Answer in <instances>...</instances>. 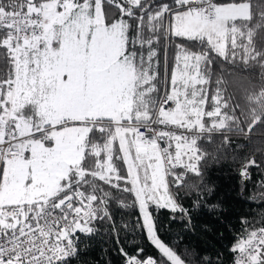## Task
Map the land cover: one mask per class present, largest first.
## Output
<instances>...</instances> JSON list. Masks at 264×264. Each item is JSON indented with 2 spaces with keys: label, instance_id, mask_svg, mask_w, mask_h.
Returning <instances> with one entry per match:
<instances>
[{
  "label": "snow or ice",
  "instance_id": "snow-or-ice-1",
  "mask_svg": "<svg viewBox=\"0 0 264 264\" xmlns=\"http://www.w3.org/2000/svg\"><path fill=\"white\" fill-rule=\"evenodd\" d=\"M257 108L264 0H0V264H82L94 239L103 264H264V212L226 225L227 259L181 251L158 220L190 232L192 209L220 210L206 169ZM232 161L264 204V147Z\"/></svg>",
  "mask_w": 264,
  "mask_h": 264
},
{
  "label": "trees",
  "instance_id": "trees-1",
  "mask_svg": "<svg viewBox=\"0 0 264 264\" xmlns=\"http://www.w3.org/2000/svg\"><path fill=\"white\" fill-rule=\"evenodd\" d=\"M234 70L231 66H221L215 69L218 75H222V79L227 81L224 85L226 88V95L234 93L236 89L232 85ZM251 75L257 87L260 85L259 78L255 73H247ZM215 79V77H214ZM252 91V89H250ZM241 104L244 101L241 99ZM255 106V105H254ZM264 114V110L257 108V115ZM251 122V118L248 119ZM232 135L231 145L225 149L220 163L212 164L206 169V182L213 191L207 195L206 201L209 204L219 203L220 210L211 212L204 204L199 209H192L194 229L190 232H183L182 225L178 222H171L169 219L170 214L166 210H158V220L163 226L162 234L166 239L174 241L178 236H183L180 250L182 251L185 246L189 249H195L200 255H212L223 252L225 259H227V247L232 242V233L228 230L226 225H231L234 228L240 227V218H252L257 216L258 213L264 212V204H254L250 200L253 197L257 199L260 196L259 191L254 190L253 185L261 177L253 170L252 180L247 184L244 191H241V178L239 177L236 165L232 161V157L236 155H244L247 153L249 156L255 154V150L264 147V121L257 124L252 130L248 141ZM215 143L222 141V136H214ZM203 144V142H201ZM238 144H244L245 147L237 149ZM207 146V145H204ZM257 159H261L257 155ZM192 198L183 200V204L187 208H192ZM132 209L127 211L125 219L129 222L134 221ZM223 233V235H221ZM135 233H129L126 236L127 240H132ZM139 239V237H136ZM89 249L82 253V264H89L91 261L101 260L102 252L101 247H109L108 243L100 239L88 241ZM83 246V245H82ZM115 261L116 257L112 256ZM101 264L103 261L101 260Z\"/></svg>",
  "mask_w": 264,
  "mask_h": 264
}]
</instances>
